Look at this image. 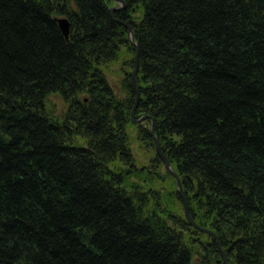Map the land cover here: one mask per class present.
<instances>
[{"label": "trees", "instance_id": "1", "mask_svg": "<svg viewBox=\"0 0 264 264\" xmlns=\"http://www.w3.org/2000/svg\"><path fill=\"white\" fill-rule=\"evenodd\" d=\"M124 1L135 125L114 1L0 0V264H225L152 120L195 222L264 264V0Z\"/></svg>", "mask_w": 264, "mask_h": 264}, {"label": "water", "instance_id": "2", "mask_svg": "<svg viewBox=\"0 0 264 264\" xmlns=\"http://www.w3.org/2000/svg\"><path fill=\"white\" fill-rule=\"evenodd\" d=\"M112 1H114L116 3V6L110 8V14L112 15L113 19L116 22H118L119 24H121V25H123V26L126 27V29L128 30V33H129V38L131 40V43L136 48L135 69H134V72H133V79H134L135 85L137 87V98H136V104L134 105L133 115H132V123L135 125V124H139V123L143 122L145 119L149 118V117H143L142 119L136 120L135 119V115H134L135 110L137 108V103H138L139 98H140V92H139V86H138V80H137V70H138V67H139V44L134 39V35H133L134 34V30H133L132 26L129 25L128 23H126V22H123L121 20H117L114 17L115 12L120 11L122 9H125L127 7L126 2L124 0H112ZM58 22H59V25H60L61 30L64 31L65 37L66 38H69V34H70V24H69L68 20L63 18V19H59ZM151 133H152V136L154 137V140H155V144H156V147H157V154L159 155V157L161 158V160L165 164V166H166L167 170L169 171V173L176 180L177 187H178V193H179V196L182 199V202L184 204L185 213H186V217H187L188 221L197 230H199V231H201L203 233H206V234L212 236L217 241V245H218V247L221 250V255L223 257V260H224L225 264H229L228 259H227L226 255H225V253L221 249V244L219 242V239H218L217 235L213 231L199 226L194 221V219L192 218L191 211H190V208H189L187 199H186L185 194H184V191H183V186H182L181 179H180L179 175L172 168L171 163L169 162V160L167 159V157L163 153V151L161 149V146H160V143H159L158 139L156 138V123H155L154 120H152Z\"/></svg>", "mask_w": 264, "mask_h": 264}, {"label": "rangeland", "instance_id": "3", "mask_svg": "<svg viewBox=\"0 0 264 264\" xmlns=\"http://www.w3.org/2000/svg\"><path fill=\"white\" fill-rule=\"evenodd\" d=\"M115 69H117V68H115ZM119 78H121V77L119 75L117 77V74H116L115 81L112 80L113 81V84H114V86H116V88H118ZM50 100L52 101V103L55 104V106L57 108L56 114L57 115H62L65 112V110H66V106H65L64 102L62 101V99L60 98V96H58V95H51Z\"/></svg>", "mask_w": 264, "mask_h": 264}, {"label": "bare ground", "instance_id": "4", "mask_svg": "<svg viewBox=\"0 0 264 264\" xmlns=\"http://www.w3.org/2000/svg\"><path fill=\"white\" fill-rule=\"evenodd\" d=\"M61 32L63 33L62 35L65 37V34H64V31L63 30H61ZM139 68V67H138ZM134 72V71H133ZM137 75H138V70H137ZM138 80V79H137ZM70 88L71 89H74V90H78L79 89V86L77 85V84H75V83H71L70 85ZM132 115H133V111H132ZM134 115H135V113H134ZM140 119H142V118H140ZM139 120V119H138ZM146 120V119H145ZM144 120V121H145ZM143 121V122H144ZM142 123V122H141ZM141 123H139V124H141ZM157 138V137H156ZM133 147H135V145H132ZM156 151H157V147H156ZM115 181V183L116 184H119V181H117V180H114ZM118 193H120V192H118ZM29 205V207H30V205L31 204H29L28 202H26V204H25V207L26 208H28L27 206ZM28 210H31L30 208H28ZM186 214V213H185ZM192 216V215H191ZM192 218H193V216H192ZM84 240V239H83ZM221 249H222V251L225 253V251L223 250V247L221 246ZM218 252H219V254H221V250H220V248L218 247ZM226 255V254H225Z\"/></svg>", "mask_w": 264, "mask_h": 264}]
</instances>
